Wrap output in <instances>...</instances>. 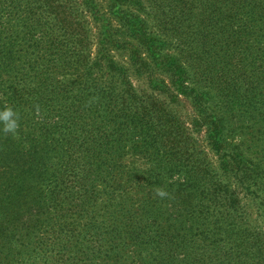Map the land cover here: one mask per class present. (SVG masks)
Here are the masks:
<instances>
[{"label":"trees","instance_id":"1","mask_svg":"<svg viewBox=\"0 0 264 264\" xmlns=\"http://www.w3.org/2000/svg\"><path fill=\"white\" fill-rule=\"evenodd\" d=\"M106 1L0 0V264H264V0Z\"/></svg>","mask_w":264,"mask_h":264},{"label":"rangeland","instance_id":"2","mask_svg":"<svg viewBox=\"0 0 264 264\" xmlns=\"http://www.w3.org/2000/svg\"><path fill=\"white\" fill-rule=\"evenodd\" d=\"M97 2L99 3L100 7L98 9L101 10V14H107L110 15V8L108 7L107 1L106 0H97ZM131 10H135V9H131ZM99 22H93L92 27L94 29L95 35H96V45H95V49L99 50L100 49V45H99V40H100V34H101V29H100V25L98 24ZM114 25H117L116 23H114ZM113 58H115L117 61L121 62L122 64H128L129 62V54L127 51L124 50H117L116 47L110 48ZM133 79L134 82L136 84V86L138 87H146V84L144 83V81L139 80V78L135 75H133ZM182 99V104L176 108L177 111H179V113L183 116V118L188 122V124L190 125L193 118L197 116V111L193 105L192 99L191 98H187V97H181ZM197 136L203 141V143L206 145V132H201L199 134H197Z\"/></svg>","mask_w":264,"mask_h":264},{"label":"clouds","instance_id":"3","mask_svg":"<svg viewBox=\"0 0 264 264\" xmlns=\"http://www.w3.org/2000/svg\"><path fill=\"white\" fill-rule=\"evenodd\" d=\"M20 128V115L17 110L7 104L0 107V133L12 137H18ZM156 195L160 198H165L170 194L163 188H157Z\"/></svg>","mask_w":264,"mask_h":264}]
</instances>
